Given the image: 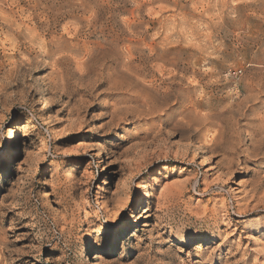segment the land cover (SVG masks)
<instances>
[{"label":"rangeland","instance_id":"obj_1","mask_svg":"<svg viewBox=\"0 0 264 264\" xmlns=\"http://www.w3.org/2000/svg\"><path fill=\"white\" fill-rule=\"evenodd\" d=\"M259 84L264 0H0V264H264Z\"/></svg>","mask_w":264,"mask_h":264},{"label":"bare ground","instance_id":"obj_2","mask_svg":"<svg viewBox=\"0 0 264 264\" xmlns=\"http://www.w3.org/2000/svg\"><path fill=\"white\" fill-rule=\"evenodd\" d=\"M42 42V41H41ZM51 43V42H50ZM54 45V44H53ZM132 46V45H131ZM45 47V46H44ZM130 47H128L127 49L130 51V49H129ZM136 48V47H135ZM134 47H133V50L135 49ZM151 48V47H150ZM49 49V48H48ZM137 50V49H136ZM132 52V51H131ZM46 53V52H45ZM127 54H128V52H126ZM130 53V52H129ZM139 53V52H138ZM47 54V53H46ZM45 54V55H46ZM136 54V53H135ZM142 54V53H141ZM150 54V53H149ZM153 54H154V52H153ZM48 55H50V54H48ZM129 55V54H128ZM130 58V57H129ZM146 58V57H145ZM131 60H132V58H131ZM163 60V59H162ZM130 61V60H129ZM128 62V61H127ZM84 63V62H83ZM132 65V64H131ZM130 65V66H131ZM124 67V66H123ZM130 69V68H129ZM132 69V68H131ZM160 70V69H159ZM158 70V71H159ZM133 71V70H132ZM135 72V71H134ZM133 74V73H132ZM168 76V75H167ZM166 76V77H167ZM118 77V76H117ZM130 77V76H129ZM135 77H137V76H135ZM127 78V77H126ZM130 79V78H129ZM132 79V78H131ZM130 79V80H131ZM167 79V78H166ZM133 81H134V79H133ZM174 81V80H173ZM126 82V81H125ZM128 82H130V81H128ZM138 82V81H137ZM140 82V81H139ZM130 84H131V82H130ZM151 84V83H150ZM134 85V84H133ZM143 85V84H142ZM260 86H258L261 90L262 89H264V84H263V86H261L262 84H259ZM128 86V85H127ZM132 86V85H131ZM145 86V85H144ZM256 86V87H257ZM144 88V87H143ZM146 88V87H145ZM118 89V88H117ZM124 89H125V87H124ZM129 89V88H128ZM137 89V88H136ZM135 89V90H136ZM257 90V89H256ZM260 90V91H261ZM44 91V90H43ZM138 91V90H137ZM258 91H259V89H258ZM263 91V90H262ZM131 92V91H130ZM41 93H42V91H41ZM156 93V97L155 98H157V95L158 96H164L163 94H159L158 92H155ZM179 94H180V92H178ZM133 94H135V93H133ZM137 94H138V92H137ZM136 94V95H137ZM148 95H151L150 93H147ZM145 96V95H144ZM155 96V95H154ZM149 96H147V98H148ZM250 97V96H249ZM144 98V97H143ZM155 98H153V99H155ZM169 98V97H168ZM146 99V98H145ZM166 99V98H165ZM163 97H161V99H159V100H157V99H155L156 101H154V103H153V106L151 107V108H149V110L150 111H152V112H154V111H156V108H157V105L155 104V103H159V101H164L165 100ZM250 99V98H249ZM149 100H151V99H149ZM141 102H143V101H141ZM164 103H166V102H164ZM146 105V104H145ZM162 105H165V104H162ZM49 108V102H48V100H45L44 101V104H43V107H42V110H45V109H48ZM141 108H142V106H141ZM193 108V107H192ZM138 109L139 108H137V111H138ZM143 109V108H142ZM188 109V108H187ZM186 109V110H187ZM241 109V108H240ZM148 110V109H147ZM146 110V111H147ZM163 110V109H162ZM161 110V111H162ZM191 110V109H190ZM136 111V110H135ZM194 111V110H193ZM149 112V111H148ZM197 112V111H196ZM139 113H140V111H139ZM156 113V112H155ZM191 114H192V112H191ZM197 114H201V113H197ZM204 114V113H203ZM206 114V113H205ZM210 115V114H209ZM189 116V115H188ZM187 117V116H186ZM194 118H196V122L198 123V124H200V125H209V124H212V120H211V117L210 116H198V115H196L195 117H193V119ZM191 119V118H190ZM186 122V121H185ZM190 122V121H189ZM230 122V121H229ZM182 123V122H181ZM180 123V124H181ZM190 123H192V122H190ZM209 123V124H208ZM184 124V123H183ZM189 124V123H188ZM188 124H184V125H187V127L189 126ZM196 124V123H195ZM194 124V125H195ZM197 124V125H198ZM233 124V123H232ZM236 125V124H235ZM261 125H263L262 127L264 128V124H263V122H262V124ZM207 128V127H206ZM260 129H261V127H260ZM196 130V129H195ZM206 130V129H205ZM201 131V130H200ZM203 131V130H202ZM207 131H208V128H207ZM206 132V131H205ZM229 132H232V131H230L229 130ZM237 132V131H236ZM235 132V133H236ZM204 133V132H203ZM205 135H206V133H204ZM234 135H236V134H234ZM260 135V134H259ZM203 136V135H202ZM218 137L216 138V139H214L213 141H211L212 143L211 144H209L208 146H207V144H203V143H205V142H203L202 140H201V138H200V140L201 141H198V142H196L194 145L192 144L191 145V143H189V142H186L185 141V143H184V145H185V148H194V150H196V151H200L203 155L205 154L204 152H203V147L205 148V149H207V150H211V148H212V146H214V145H216V144H219V146L220 147H223L224 146V149H225V153H227L226 154V156L224 157V160H223V164L224 165H226V167L227 166H229L232 162H233V157H232V154L233 153H230V152H232V151H234L235 149H236V147H237V145H236V143H238V141H236V143H234L235 142V140H236V137L235 136H233V132L232 133H230V134H228V133H225L223 130H220L219 131V134L217 135ZM204 137V136H203ZM215 137V136H214ZM260 137V139L257 137L256 139L258 140L259 139V141H258V144H255L254 142L255 141H253V143L250 145L249 143V147L250 148H246V149H244V150H242V152H241V154H242V156L244 157V158H257L259 155H261V156H263L264 157V131H263V134L261 135V136H259ZM255 138H254V140H256ZM238 140V139H237ZM256 140V141H257ZM208 141V140H207ZM234 141V142H233ZM203 142V143H202ZM252 142V141H251ZM209 143H210V141H209ZM13 146H15V141L13 142ZM231 154V155H230ZM204 157H205V155H204ZM221 167V166H220ZM210 169H214L215 171H217L218 172V170H216V168L215 167H213V165L210 167ZM219 173L221 174L222 173V175H225L226 177L227 176H229L230 174L229 173H223V172H220L219 171ZM255 189V188H254ZM135 208H134V205H133V207H132V210H134ZM122 233L123 232H121L119 235H118V239H121V237H122ZM194 241H197V240H188V244H190L191 242L192 243H194ZM188 244H184V245H188ZM85 253V252H84ZM0 259H5V257H4V255H3V252H0ZM93 264H95V263H93Z\"/></svg>","mask_w":264,"mask_h":264},{"label":"built area","instance_id":"obj_3","mask_svg":"<svg viewBox=\"0 0 264 264\" xmlns=\"http://www.w3.org/2000/svg\"><path fill=\"white\" fill-rule=\"evenodd\" d=\"M238 74H240V72H238V71H232V72L229 73V75L231 77H237Z\"/></svg>","mask_w":264,"mask_h":264}]
</instances>
